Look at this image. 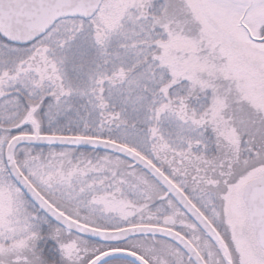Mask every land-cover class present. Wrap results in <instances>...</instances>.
<instances>
[{
  "label": "snow or ice",
  "instance_id": "1",
  "mask_svg": "<svg viewBox=\"0 0 264 264\" xmlns=\"http://www.w3.org/2000/svg\"><path fill=\"white\" fill-rule=\"evenodd\" d=\"M0 264H264V0H0Z\"/></svg>",
  "mask_w": 264,
  "mask_h": 264
}]
</instances>
